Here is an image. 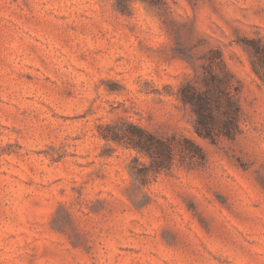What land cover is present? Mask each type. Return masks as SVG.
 Listing matches in <instances>:
<instances>
[{"label":"rangeland","instance_id":"rangeland-1","mask_svg":"<svg viewBox=\"0 0 264 264\" xmlns=\"http://www.w3.org/2000/svg\"><path fill=\"white\" fill-rule=\"evenodd\" d=\"M211 75L233 139L178 98ZM0 264H264V0H0Z\"/></svg>","mask_w":264,"mask_h":264},{"label":"trees","instance_id":"trees-1","mask_svg":"<svg viewBox=\"0 0 264 264\" xmlns=\"http://www.w3.org/2000/svg\"><path fill=\"white\" fill-rule=\"evenodd\" d=\"M224 68L223 63H221ZM207 72H209L207 70ZM226 72V70H225ZM204 88L199 89L187 83L178 91L180 101L189 105L195 115L194 131L205 139L214 142L218 137L233 139L239 132V106L236 98L223 88L221 78L214 75L203 77ZM133 138L129 145L137 152L150 156L156 170L172 164L174 138H158L143 130L131 132ZM105 139L115 140V133L103 134ZM184 144H177V152L182 159L203 158L202 149L188 138Z\"/></svg>","mask_w":264,"mask_h":264}]
</instances>
